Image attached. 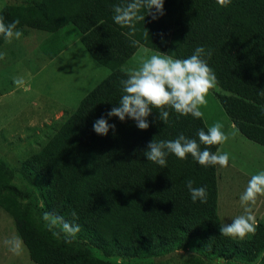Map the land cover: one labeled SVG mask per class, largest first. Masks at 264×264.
<instances>
[{"label": "trees", "instance_id": "trees-1", "mask_svg": "<svg viewBox=\"0 0 264 264\" xmlns=\"http://www.w3.org/2000/svg\"><path fill=\"white\" fill-rule=\"evenodd\" d=\"M123 2L39 0L0 8L6 23L20 20L18 30L47 33L42 49L49 56L63 48L57 39L70 25L90 58L108 69L46 141L21 161L19 173L38 190L45 212L78 224L79 233L105 256H157L195 238L203 256L253 261L264 251V219L256 221L254 234L242 239L221 235L215 166L203 167L190 154L183 160L169 154L167 166L161 167L142 155L153 139L173 140L181 133L198 139L199 129L207 131L202 118L167 109L164 124L153 109L149 128L140 130L132 119L121 122L106 114L118 106L120 81L131 69L127 60L140 45L179 59L203 46L211 50L205 59L216 74L214 96L227 119L247 140L264 147V0H231L227 7L216 0H164V15L153 20L142 11L145 20L136 23L134 33L113 20V7ZM3 40L0 36V45ZM102 116L116 125L115 133L94 132L93 123ZM14 172L0 161V207L11 217L29 260L123 264L54 239L20 200L25 194L11 184ZM188 179L194 187H206L207 203L192 201ZM194 264L208 263L196 258Z\"/></svg>", "mask_w": 264, "mask_h": 264}, {"label": "rangeland", "instance_id": "rangeland-1", "mask_svg": "<svg viewBox=\"0 0 264 264\" xmlns=\"http://www.w3.org/2000/svg\"><path fill=\"white\" fill-rule=\"evenodd\" d=\"M38 1L0 0V8L6 4L23 5ZM20 31L23 35L19 40L8 42L4 39L0 45V53L6 54L0 60V161L14 169L11 184L25 194L20 200L46 228L42 219L45 213L42 200L38 190L19 173L20 163L46 141L62 118L108 73V69L90 58L70 25L64 26L62 35H58V46L63 48L54 56L43 53L47 33L30 28ZM154 54L160 53L140 45L126 65L136 67L142 59ZM15 77L24 80L23 86L14 84ZM215 89L209 90L207 107H202L201 111L207 128L219 121L224 126L222 131L229 137L215 151L227 152L230 157L227 167L215 166L217 216L223 225L230 224L233 218L243 213L240 196L251 176L264 171V147L247 140L235 129L215 98ZM252 207L256 221L264 219V196H259ZM50 235L64 241L62 236L56 238L52 232ZM13 237L17 235L12 219L0 207V264H34L23 244L18 255L9 251L5 241ZM69 245L87 248L96 257L123 264H194L196 258L208 264H264V251L250 262L203 256L196 249L195 238L180 248L172 247L160 255L144 258L105 256L82 233H78Z\"/></svg>", "mask_w": 264, "mask_h": 264}, {"label": "clouds", "instance_id": "clouds-1", "mask_svg": "<svg viewBox=\"0 0 264 264\" xmlns=\"http://www.w3.org/2000/svg\"><path fill=\"white\" fill-rule=\"evenodd\" d=\"M221 7H227L231 0H216ZM154 10V11H153ZM146 11L152 19H158L164 15V0H125L113 7V20L121 27L130 28L131 32L136 31V23L144 21L145 16L141 15ZM19 19L6 23L3 16H0V36L11 42L19 40L23 33L18 30ZM145 35L149 32L145 29ZM136 41H133L135 45ZM5 53H0V60L5 58ZM211 57V50L206 52L203 46L195 48L193 54L185 59L174 58L163 53L151 55L142 59L138 66L126 72V78L120 81L122 95L118 106H114L106 116L117 117L121 122L126 118L132 119L140 130H147L149 122L147 118L153 109L158 110V119L167 124L169 111L173 110L178 116L191 115L200 119L204 116L202 107H207L206 96L209 90L218 83L214 70L208 65L207 59ZM17 86H23L24 80L20 77L13 78ZM264 95V90H261ZM223 124L219 121L196 133L198 139L188 138L183 133L173 140L153 139L147 145L142 155L161 167L167 166L166 157L169 154L175 155L183 160L190 154L194 161L203 167L220 166L227 167L229 164V153L212 152L214 145L223 144L228 140L222 129ZM115 124H109L104 116L93 123V130L96 134L106 136L110 130L115 133ZM204 146L203 148L201 146ZM186 187L192 201L207 203L206 187H194V181L186 180ZM264 196V171L254 174L249 179L244 192L240 196V203L243 213L232 219L230 224H223L220 227L222 236L231 238H244L247 234H254L257 222L253 213V205L257 198ZM71 215L78 219L77 213L73 210ZM45 227L52 232L56 238H63L65 243H72L77 234L81 231L78 224L70 223L61 215L45 212L42 216ZM8 249L18 255L22 248V241L13 237L5 241Z\"/></svg>", "mask_w": 264, "mask_h": 264}]
</instances>
